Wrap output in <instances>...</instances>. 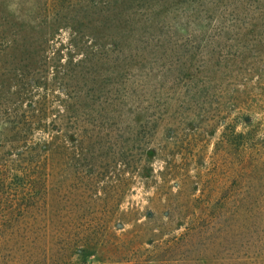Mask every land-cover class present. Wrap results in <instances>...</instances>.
I'll use <instances>...</instances> for the list:
<instances>
[{
  "label": "rangeland",
  "instance_id": "1",
  "mask_svg": "<svg viewBox=\"0 0 264 264\" xmlns=\"http://www.w3.org/2000/svg\"><path fill=\"white\" fill-rule=\"evenodd\" d=\"M197 2L159 0L151 19L185 20L190 16L181 10ZM118 5V0H0V34L13 45L0 49V81L5 77L10 83L20 63L39 71L33 76L41 83L31 92L46 91L52 109L47 124L64 111L66 99L102 102L103 93L117 85V70L137 63L115 61L116 51H109L113 61L108 64L96 58L94 66L80 63L75 69L62 68L58 61L73 64L84 56L69 45L76 22H82L85 39L94 36L100 45L114 38L129 43L130 38L116 36ZM257 59L250 66H210L206 72L191 66L196 79L209 81L212 93L227 87L234 90L232 98L215 94L211 101L182 104L174 100L176 83L170 76L164 90L171 98L149 146L155 150L148 161L152 172L144 176L125 170L123 185L119 164L103 157L90 165L73 159L70 128L31 133L34 142L48 146L44 171L49 173L52 242L86 240L67 264H123L137 256L146 264H264V52ZM164 77L156 72L148 81L158 87ZM84 129L85 147L94 142L102 147L115 132L105 126ZM88 168L94 170L90 176L85 175ZM212 213L220 216V225L208 222Z\"/></svg>",
  "mask_w": 264,
  "mask_h": 264
},
{
  "label": "trees",
  "instance_id": "2",
  "mask_svg": "<svg viewBox=\"0 0 264 264\" xmlns=\"http://www.w3.org/2000/svg\"><path fill=\"white\" fill-rule=\"evenodd\" d=\"M158 1L118 0L116 28L120 32L116 36L130 38L129 43L122 45L120 38L103 45L96 43L94 36L85 39L82 22L72 24L69 45L80 49L84 56L73 64L71 59H64V63L58 61L60 67L78 69L80 63L87 65L88 62L94 66L96 58L108 64L113 61L109 51H116L115 61L118 59L119 63L139 65L120 67L115 77L117 85L103 93L102 102H75L66 93L70 99L61 102L64 111L47 124L46 116L52 109L47 106L46 91L31 92L41 83L33 76L39 71H29L20 63V68L13 69L10 83L5 77L0 81V264H67L71 253L86 243L83 238L67 237L59 239L57 244L52 242L56 236L50 229L51 219L46 209L49 173L44 171L48 146L31 139L35 129L70 128L73 159L90 165L103 157L119 164L122 175L118 180L123 185L125 170L144 176L152 172L148 161L155 150L149 146L157 121L171 98L164 87L170 76L176 83L174 100L182 104L198 98L211 101L215 94L232 98L234 90L229 92L227 87L212 93L209 81L196 79L191 66L206 72L210 66H250V60L256 57L261 61L264 0H198L191 10H181V14L190 16L182 21L151 19ZM104 16L105 23L109 24L106 11ZM2 34L0 49L12 47ZM55 72L58 74V70ZM156 72L165 75L158 87L148 81ZM42 83L45 85V81ZM181 83L183 88L177 91ZM86 125L105 126L115 132L105 139L102 147L96 142L85 147ZM92 173L94 170L88 168L84 174ZM207 220L215 225L222 223L217 213L207 215ZM147 261L137 256L123 260V264H146Z\"/></svg>",
  "mask_w": 264,
  "mask_h": 264
}]
</instances>
